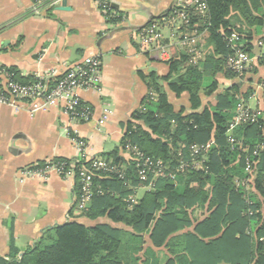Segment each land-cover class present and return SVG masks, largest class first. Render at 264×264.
<instances>
[{"label":"trees","instance_id":"trees-1","mask_svg":"<svg viewBox=\"0 0 264 264\" xmlns=\"http://www.w3.org/2000/svg\"><path fill=\"white\" fill-rule=\"evenodd\" d=\"M205 2L206 14L191 9L189 23L182 28L201 35L195 46L198 58L187 48L175 47L166 62V75L141 72L148 94L132 113L120 144L98 156L120 166L124 177L96 172L95 194L84 208H78L80 184L78 176L74 179V208L80 215L92 220L106 217L121 226L76 220L56 224L45 228L22 256L11 240L9 258L0 257V264H161V249L166 250L163 264H264V150L254 157L252 173L246 171V158H253L255 147L264 145V110L260 108L262 115L256 122L230 128L238 106L250 107L253 89L242 91L235 81L218 91L219 75L244 81L257 69L253 40L264 27V0ZM101 7L108 23L123 19L114 8ZM173 15L172 8L147 25ZM234 33L252 58L243 74L227 67V58L234 54L228 39ZM258 64L264 66V54ZM5 75L21 84L38 80L23 76L15 66L2 65L0 93ZM261 82L264 77L257 85ZM55 83L50 81V85ZM168 90L178 98L186 94L190 111L185 106L176 108ZM214 94L215 102L204 104L203 98ZM86 104L81 100V105ZM208 143L207 150L194 154L193 145ZM132 148L161 161L176 178L150 174L142 182ZM194 160L201 161L198 168L189 166ZM53 161L65 163L67 169L76 162V174L82 164L76 158L55 157ZM182 163L188 165L184 171L179 170ZM45 164L41 161L38 167ZM141 187L148 189L137 197Z\"/></svg>","mask_w":264,"mask_h":264},{"label":"crops","instance_id":"crops-1","mask_svg":"<svg viewBox=\"0 0 264 264\" xmlns=\"http://www.w3.org/2000/svg\"><path fill=\"white\" fill-rule=\"evenodd\" d=\"M66 1L65 9H58V5L40 11L33 0H0V66H15L23 76L41 77L56 72L59 77L85 56L98 55L101 59L99 88L78 90L81 99L93 108V117L88 122L72 120L62 107L31 115L25 109L17 110L0 102V257L3 258H9L11 240L18 256H22L45 228L56 224L76 220L86 225L106 222L121 226L106 217L92 220L80 215L74 208V178L51 171L47 178L34 176L21 180L23 170L55 157L77 158L79 150L74 136L86 142L90 157L113 150L125 135L132 113L148 94L140 73H168L167 63L141 46L138 32L153 18L164 17L175 0H106L116 15L117 11L123 14V19L113 24L107 22L98 0ZM48 9L52 15L47 14ZM263 47L264 27L253 40V62L257 69L244 81L236 82L242 91L253 89L248 105L264 110L257 88L259 78L264 77V66L258 64ZM227 81L226 86L233 83V79ZM168 95L175 105L172 98H179L169 90ZM184 97L186 103L181 106L190 111L187 95L180 98ZM203 101L206 104L204 98ZM146 189L139 188L137 197ZM151 245L148 240L147 246ZM165 254L166 250L161 249V264Z\"/></svg>","mask_w":264,"mask_h":264},{"label":"built area","instance_id":"built-area-1","mask_svg":"<svg viewBox=\"0 0 264 264\" xmlns=\"http://www.w3.org/2000/svg\"><path fill=\"white\" fill-rule=\"evenodd\" d=\"M64 0H33L37 10L53 8ZM101 6L109 7L106 0H98ZM174 15L165 18L163 22L155 21L150 26L143 27L138 32L140 44L144 49L158 54L160 59L167 62L172 58V51L175 47L188 49L194 52V59L198 58L195 46L201 40V35L196 32L182 31V28L189 23L188 11L194 9L196 14H206L208 7L205 0H175L172 7ZM170 29V34L165 36L164 29ZM168 40V41H167ZM229 44L234 49V54L227 58V67L233 71L243 74L252 62L249 53L242 50L243 43L239 42V35L234 33L228 39ZM4 92L0 93V102L9 103L17 108V110H26L31 115L37 112L48 110L54 107H62L70 118L78 122H88L93 117V108L90 105H81V97L78 90L81 88L98 89L101 81V59L98 55H88L82 60L75 63L63 75L56 77V72H52L46 76H37V81L31 84H21L11 81L8 75H5ZM50 81L56 82L50 85ZM262 96L264 104V82L257 85ZM262 115L260 108L245 107L243 104L238 106L236 114L230 123V128L243 122H256ZM75 143L79 150V156L76 158L79 166L78 174H76V162L65 168V163L54 162L53 159L47 160L45 166L38 167V163L29 166L23 170V178L41 176L47 178L51 171H56L66 178H74L78 176L80 184V194L78 197V208H84L91 201L95 194L94 176L98 171L107 173H117L120 177H124L123 169L114 165L112 161H107L98 156L90 157L87 152L86 142L74 137ZM234 142V139L230 137ZM210 143L203 145H193L194 154H198L203 150H207ZM242 146V145H241ZM243 148V147H241ZM264 150V145H258L252 152V156L246 158V171L252 173L255 165L254 157ZM134 158L137 162L138 175L142 182L148 180L150 174L156 177H170L175 179L176 175L168 171L161 161H154L146 157L136 148H132ZM87 163V164H86ZM201 161L194 160L191 165L198 168ZM188 168L186 163H182L179 170L184 171Z\"/></svg>","mask_w":264,"mask_h":264},{"label":"rangeland","instance_id":"rangeland-1","mask_svg":"<svg viewBox=\"0 0 264 264\" xmlns=\"http://www.w3.org/2000/svg\"><path fill=\"white\" fill-rule=\"evenodd\" d=\"M140 3H143V2L140 1ZM137 6L139 7V5H137ZM133 8H134V5H133V7H131V9H133ZM170 31H171L170 29H166L165 28L164 31H163V33L165 34V36H168L170 34ZM262 49L264 50V47ZM219 78L221 80V85H220L218 91H221L226 86V84L228 83V81L225 80V79H223L221 75H219ZM234 81H236V79H234L233 82ZM239 81H243V80H239ZM215 97H216V95L214 94V95H212L210 97H207V98L204 97V99H205V102L206 103L207 102H215V100H216ZM172 100L175 103L176 107H180L182 104L186 103L185 97L184 98L175 99V100H174V98H172ZM248 189H250V186L248 187ZM144 192H145V190H141L138 197H141Z\"/></svg>","mask_w":264,"mask_h":264},{"label":"water","instance_id":"water-1","mask_svg":"<svg viewBox=\"0 0 264 264\" xmlns=\"http://www.w3.org/2000/svg\"><path fill=\"white\" fill-rule=\"evenodd\" d=\"M66 0H64L63 2H62V4L60 5V6H58L57 8L58 9H65V6H66Z\"/></svg>","mask_w":264,"mask_h":264}]
</instances>
